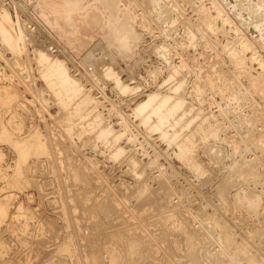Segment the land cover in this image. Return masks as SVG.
I'll list each match as a JSON object with an SVG mask.
<instances>
[{"label": "rangeland", "instance_id": "rangeland-1", "mask_svg": "<svg viewBox=\"0 0 264 264\" xmlns=\"http://www.w3.org/2000/svg\"><path fill=\"white\" fill-rule=\"evenodd\" d=\"M29 1L0 0V264H264V0Z\"/></svg>", "mask_w": 264, "mask_h": 264}, {"label": "bare ground", "instance_id": "bare-ground-1", "mask_svg": "<svg viewBox=\"0 0 264 264\" xmlns=\"http://www.w3.org/2000/svg\"><path fill=\"white\" fill-rule=\"evenodd\" d=\"M23 1H27V0H23ZM46 2V1H45ZM50 2H52V0L50 1ZM49 2V3H50ZM153 2H154V0H153ZM48 3V4H49ZM155 3V2H154ZM25 4V3H24ZM47 4V5H48ZM54 6H55V8L57 7V5L59 4V3H57V5H56V1H54ZM27 7H29V8H31L32 10H33V12L35 13V14H37V15H39L40 16V8L38 7V6H34L33 5V3L31 2V1H29L28 0V3L27 4H25ZM45 5V4H44ZM60 5V4H59ZM50 6H53L52 4L50 5ZM61 7V6H60ZM52 8H54V7H52ZM57 8H59V7H57ZM59 10V9H58ZM12 14V13H11ZM12 17V16H11ZM14 19V18H13ZM40 19H42L43 21H44V23L46 24V25H48V23L42 18V17H40ZM258 21V20H257ZM260 21V20H259ZM257 26H260L259 24L257 25ZM52 30H53V32H54V34L56 35V36H58V38H60L62 41H64V43L67 45V47H68V49H69V46H68V43H67V40L64 38V35L63 34H60L59 33V31L57 30V29H53V28H51ZM260 31V30H259ZM125 49V48H124ZM70 50V49H69ZM75 56H76V53L74 52V51H72V50H70ZM123 51H126L125 52V54L127 55V54H129V53H131V48H126L125 50H123ZM112 52V51H111ZM110 52V53H111ZM107 53V52H106ZM113 53V52H112ZM111 53V54H112ZM236 53V52H235ZM114 54V53H113ZM130 55V54H129ZM244 54H242L241 56H243ZM77 57V56H76ZM237 58V57H236ZM239 58V57H238ZM241 62V61H240ZM118 63V62H117ZM116 63V64H117ZM57 69H58V67H57ZM109 70H110V68H109ZM60 71V70H59ZM113 71V70H112ZM109 72V71H108ZM111 72V71H110ZM65 75H66V73H65ZM68 77H69V75H68ZM71 78V77H70ZM259 78V77H258ZM263 79H264V75H263ZM67 80H68V78H67ZM259 80H260V78H259ZM264 81V80H263ZM260 83V82H259ZM258 86H260L259 84H258ZM0 88H2V92H0L1 94H0V99H2V101H4L5 102V104L4 105H6V102H9L10 100H8V98H11V96L13 95L14 97L17 95V89H15L13 86H4L3 84H2V87L0 86ZM18 96V95H17ZM16 96V97H17ZM19 98V97H18ZM17 98V99H18ZM16 99V100H17ZM148 99H150V96L148 97ZM148 99L143 103V104H146L147 102H148ZM1 101V102H2ZM166 101H167V98H164L163 99V102L162 103H160L159 105H164L165 103H166ZM0 102V103H1ZM3 102V103H4ZM14 102H15V98H14ZM167 103H168V101H167ZM166 103V104H167ZM9 104H10V102H9ZM14 104V103H13ZM0 105H2V104H0ZM147 105H148V103H147ZM11 106H12V103H11ZM146 106V105H145ZM160 106V107H161ZM8 107V106H7ZM160 107H157V108H160ZM5 108V107H4ZM155 108V107H154ZM165 110V109H164ZM160 111V110H159ZM158 112V111H157ZM177 112V111H176ZM165 116V115H164ZM164 116H162V120H161V122L160 123H158V124H160V125H163V119L165 118ZM1 118V117H0ZM3 119V118H2ZM167 121V120H166ZM179 122V121H178ZM0 124H1V122H0ZM242 125H244L243 123H242Z\"/></svg>", "mask_w": 264, "mask_h": 264}]
</instances>
